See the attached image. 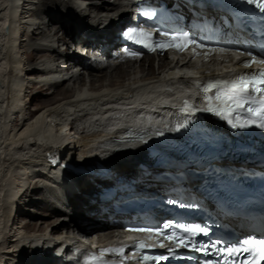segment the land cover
Wrapping results in <instances>:
<instances>
[{
    "label": "bare ground",
    "instance_id": "obj_1",
    "mask_svg": "<svg viewBox=\"0 0 264 264\" xmlns=\"http://www.w3.org/2000/svg\"><path fill=\"white\" fill-rule=\"evenodd\" d=\"M129 13L122 0H0V264H50L53 257L47 251L53 236L66 228L79 227L99 245L121 231L91 202L94 186L88 179L80 180L79 186L70 183L61 194L47 181L55 165L47 160L49 151L61 165L85 156L90 164L135 174L145 156L142 141L105 150L104 143L95 141L100 133H91L97 126H113L105 119L114 102L188 81L191 71L210 76L222 68L239 67L241 60L225 54L195 61L182 57L176 62L167 54L149 55L141 65L138 61L92 64L88 83L80 67L86 61L84 43L110 47ZM32 25L36 27L27 31ZM35 59L45 66L41 73L29 69ZM61 59L80 62L65 67L70 72L80 69L77 78L60 79L65 75ZM155 60L160 63L157 71L152 68ZM35 101L39 106L33 115ZM114 112L118 121L122 106ZM63 179V172L56 170L55 180ZM34 192L39 194L35 197Z\"/></svg>",
    "mask_w": 264,
    "mask_h": 264
},
{
    "label": "snow or ice",
    "instance_id": "obj_2",
    "mask_svg": "<svg viewBox=\"0 0 264 264\" xmlns=\"http://www.w3.org/2000/svg\"><path fill=\"white\" fill-rule=\"evenodd\" d=\"M246 3L255 5L257 8L264 9V0H246ZM147 14V13H146ZM149 15H154L151 13ZM139 34V36L144 37V39H136L137 43H145V40L150 35L143 29L131 28L125 35L128 38H133ZM168 36L169 33H164ZM194 46L195 48H204V44L197 43L195 39L189 37L187 33L183 34H171L170 41L158 42L155 47H151L150 50L156 51L159 49L166 48H176L179 51H184L189 46ZM145 46H148L145 44ZM228 51L226 48H212L210 51ZM208 53H205L207 55ZM133 55H136L133 53ZM247 55L250 59H241ZM238 60H241L244 68H251L253 64H258L264 66V59H257L252 55L251 52H239L237 56ZM218 85H222L213 96L207 97L209 103L204 111L214 112L217 115L224 116L228 119L229 123L233 128H246L250 125H255L261 129H264V67L260 68L254 73L249 74H238L231 80H222L209 82L207 86L204 87L203 91L205 93L211 91L212 89H217ZM255 92L258 94V99H253L251 93ZM184 110L192 111L194 110L192 106L185 102ZM248 113L249 116L246 119H241L239 113ZM235 116V122H233ZM184 125H181L183 127ZM170 203H174L170 201ZM172 227L171 224H165L163 228H139L133 229V231L138 232H148L155 233L157 236H163L164 239L168 240L170 243L175 244L176 248H191L196 252H204L206 255L210 249L214 250L215 253L221 256L223 259L219 264H264V239H244L242 242L236 244H226L221 240H215L208 244H200L191 239L198 233H203L207 235L209 230L205 227H200L196 225L185 226L183 224H177V228H181L185 233H190L191 236L178 235L176 232H172L170 235L165 234V230ZM137 249L152 248L155 245L147 244L145 241H139L135 245ZM159 247L167 248L168 252L175 255V250L160 243ZM106 253H115L123 259H136L135 256L125 257L124 248H106L101 249L99 255H93L89 258V264H96L97 261L102 262V264H116L115 261H105L104 257ZM244 256L243 260H238L237 258ZM123 259L119 264H123ZM142 261H153L160 262L169 259L167 255H148L144 254L140 257ZM187 259L191 260L193 257L189 256ZM204 264H218L216 261L206 260Z\"/></svg>",
    "mask_w": 264,
    "mask_h": 264
},
{
    "label": "rangeland",
    "instance_id": "obj_3",
    "mask_svg": "<svg viewBox=\"0 0 264 264\" xmlns=\"http://www.w3.org/2000/svg\"><path fill=\"white\" fill-rule=\"evenodd\" d=\"M38 7H39V6H38ZM61 48L63 49L64 47L61 46ZM80 50H82V49H80ZM139 63H140V65L143 64V63H145V58H144L141 62H139ZM139 63H138V64H139ZM147 65H148V64H147ZM147 65H146V68L149 69V65H148V66H147ZM159 65H160V63H158V60H155V61L153 62V64H152V68H154V69L157 71V70L160 69V66H159ZM87 76H88V77H87ZM85 79H86V80L88 79L89 82H91V79H90V75H89V74H86ZM38 106H39V102H36V101H35V102L32 103V106H31V107H32V113H33V115H35L36 112L38 111V109H37ZM26 206H30V207H31L32 204H28V205H26ZM32 214L35 215V213H32ZM20 221H23V222H24L23 219H20Z\"/></svg>",
    "mask_w": 264,
    "mask_h": 264
}]
</instances>
